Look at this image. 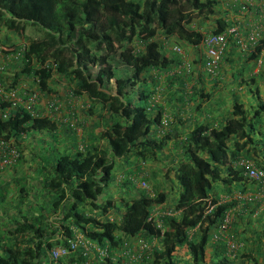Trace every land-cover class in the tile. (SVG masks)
Instances as JSON below:
<instances>
[{"label":"trees","instance_id":"trees-1","mask_svg":"<svg viewBox=\"0 0 264 264\" xmlns=\"http://www.w3.org/2000/svg\"><path fill=\"white\" fill-rule=\"evenodd\" d=\"M216 12V0H0L1 26L21 37L26 26L41 33L23 47L11 84L20 77H32L38 89L48 94L53 92L50 85L54 76L61 78L69 85L72 96H85L88 102L83 112H98L105 122L104 131L98 135L103 144L92 141L94 137L77 148V139L71 133L69 148L67 144L53 146L52 156L43 155V164L37 170L43 173L40 190L46 207L13 216L0 230V264L83 261L87 255H82L80 246L56 262L48 256L51 247L65 244L75 232L105 248L108 254L118 251L128 236L155 237L157 245L152 248L148 264H256V252L264 258L257 244L243 251H227L226 236H222L219 226L225 212L236 202L220 201L210 193L215 182L225 184L226 190L246 189L251 180L234 165L238 157L264 168V143L257 136L260 133L254 134L255 123L259 124L260 116H264V102L256 87L247 91L257 100L254 106L247 107L233 99L223 123L216 127L196 123L179 139L180 157L172 168L179 191L168 206L175 214L161 217L160 228L147 220L152 208L161 207L165 192L147 185L138 164L154 160L169 133L155 132L162 112L149 102L154 87L148 91L135 86L147 84L151 69L165 73L180 62L174 52H163L158 35L198 45L202 34L191 25L194 18L205 19L218 15ZM213 21L209 33H220L230 26L222 16ZM241 36L246 44L244 50L240 49L246 51L242 52L241 65L252 68L259 60V66L264 67V31L259 30L253 40L247 39L245 33ZM248 78L252 82L255 76ZM168 80L173 83L172 76ZM192 89L193 94L204 98L201 90ZM136 100L141 103L136 104ZM57 128L53 119L31 116L20 107L6 119L0 118V137H12L18 149L22 139L36 132L53 137ZM19 159L20 156L15 164ZM121 159L131 163L124 181L122 164L116 167ZM114 167L120 171L115 181L111 174ZM110 181L116 205L113 199L97 200ZM140 182L146 187H140ZM21 197L19 202L23 203ZM246 207L244 204L245 212L236 214L238 219L253 214L246 212ZM17 208L15 205L14 210ZM93 209L95 215L89 214ZM109 211L117 219L107 220L104 215ZM56 213L60 217L52 221ZM261 247L264 249V243ZM180 249L186 252V259L179 260L182 263L174 258Z\"/></svg>","mask_w":264,"mask_h":264},{"label":"crops","instance_id":"crops-1","mask_svg":"<svg viewBox=\"0 0 264 264\" xmlns=\"http://www.w3.org/2000/svg\"><path fill=\"white\" fill-rule=\"evenodd\" d=\"M216 1V13H218V15L211 16V23L209 25L204 24L202 26L198 24L195 20H193L191 24L194 28L199 30L202 35L205 33H209L208 30L212 29L214 25L213 20L217 16L224 17L225 20H228V22H230V25H236V27L242 33L248 31L250 28H252L254 23L259 21V8L257 7L260 4L259 0H221L220 2L218 0ZM241 4L246 5V8L243 12L239 10ZM260 29L264 31V25H262ZM13 35H15V33ZM13 35L8 33V35L4 36V38L8 36L12 38ZM157 39L160 40L163 46L164 53L171 54V48L173 46H178L180 48V51L178 53L174 52L173 56L178 57L180 59V62H178L177 65L173 66L170 71L165 73L162 71H157L155 69H151L148 72V76L150 77V79L147 82V90L150 91L151 88L154 87V92L152 91L153 93L151 92L150 95V97H153V100L150 101L153 102V104L155 103V105L161 110V121H167L166 128L159 126L157 127V130L155 132L156 135H160L159 130L162 131V134L168 132L169 137L165 145L162 147L161 151L155 153L154 160L139 162V168L141 167L143 171L142 175L145 179H147L148 175L151 176V169H163V173L166 171L167 167L164 166L162 168L160 160H157V157L159 156L160 158L161 154H164L166 150H175L176 158L173 159L168 165L173 166L176 164L177 160L180 157L179 151L181 150L178 141L180 138H184L186 133L192 128L194 124L203 123L208 124L211 127L218 126L219 124L223 123V120L228 115L230 105L233 99L242 102L244 101L243 98H247V93H249L251 89L256 87L259 90L260 86L264 85V67L259 66V60H257L258 62L256 64L254 63L252 68H250L248 64L241 65L243 59L241 57L243 56L242 52L246 51H241L240 48L235 44V42L231 38H229L228 40L227 46H229L226 48L223 59L220 61L216 73L213 77L206 75L203 70V49L200 43L194 46L184 42H179L174 37H163L162 35H158ZM0 42L2 43V41ZM230 43H233V47L230 46ZM183 61L189 63V68L184 69L180 66ZM168 75L172 76L173 78V83L171 84L166 82L170 78V76ZM249 75L255 76L254 81H249ZM246 81H248L249 84H247ZM111 83L112 86L110 93L113 94L114 83L112 80ZM193 87H195L198 92L201 90L204 98H202L197 93L193 94ZM196 96L199 97L198 100H194ZM78 108L81 112L80 115L78 114L77 117V127L75 129V132L65 130L68 135L60 138V146H65L68 141L70 142L69 138L71 133L74 134L75 138L77 139V148L79 146H82L84 142L86 143L87 140L94 137L95 138L92 141L101 144L102 140L98 139V135L105 129V122L103 121L102 117H100L98 112L93 113L92 115L94 116L85 114L83 112L84 108L80 107L79 104L74 107V110L76 111ZM100 114H102L101 111ZM47 135L51 136L49 135V133ZM23 142L24 144L27 143V138L24 139ZM66 148H69L68 144ZM44 151H46V157L47 150ZM41 158L43 159V156ZM121 161H125V159H121L117 162V165H115L117 167L119 163L122 164L120 171H124L122 175V181H124V179L128 177L127 172L131 167V163H129V160L126 162ZM18 163H21V161H18ZM18 163L13 166L4 168L0 172V220H2L1 223H3V220L6 219V216L3 213L4 205L6 204L9 205L11 203L10 209L13 210L15 209L16 204V207H18L16 213L18 215L24 212L23 210H20V207L27 203V201L35 202V210L31 212L29 209L24 214H28L29 212L34 213L35 211L38 212L40 208L46 207V200L45 198H43L41 192L42 190H40L41 179L38 180V189L36 193H31V191L29 190L30 187L28 188L26 183H23V179H21L20 176L15 175L17 169L20 168L18 166ZM40 164H43L42 160L37 163V166L34 171L36 175H40V171L37 170ZM114 170L120 172L119 169H115V167ZM40 176L41 178L43 177V175ZM139 176L141 177V175ZM115 178H117L116 173L114 175V181ZM15 179L16 181H14ZM108 184L110 187H106V189L112 195H109L106 198L114 200L115 193L112 190V181ZM224 186L225 184L222 185V187ZM245 188L246 189L243 190V192L249 190V185L247 184ZM236 189L237 191H239V188ZM237 191L233 193L236 194ZM220 193L221 192H213V194ZM20 195L22 196L21 201H23V203L19 202ZM116 196H118V194H116ZM218 199L220 201H225L220 198ZM113 202L115 203L114 205L117 204L116 200H114ZM13 210L9 211V218L13 217V214H11ZM89 214L95 215L94 209L91 210ZM59 217L60 216L56 213L51 216V219L53 220ZM135 236L136 235L131 236L130 239L132 241L133 248L135 250H138V246L136 245V242L134 240ZM153 244L155 245V243ZM111 255L117 257L115 258V262H113V264H126L127 260L123 257L120 251H114L111 253ZM91 258L93 257L91 256ZM91 264H94V262H91Z\"/></svg>","mask_w":264,"mask_h":264},{"label":"built area","instance_id":"built-area-1","mask_svg":"<svg viewBox=\"0 0 264 264\" xmlns=\"http://www.w3.org/2000/svg\"><path fill=\"white\" fill-rule=\"evenodd\" d=\"M259 2L260 4L257 6L259 8V21L254 23L252 28L245 32L246 38L249 40L257 38L259 30H262L260 27L264 24V0H259ZM245 8L246 5L241 4L239 10L243 12ZM241 34L242 32L239 31L236 25H230L223 32L205 33L202 35L199 43L203 49L202 67L206 75L211 77L215 75L227 47L229 38H231L241 50L246 48V44L243 42L244 40ZM1 47L2 46L0 45V118L6 119L9 115H13L16 112V109L20 107L31 116H43L51 120L53 119L57 125L64 124L69 127L73 126L71 118L68 119V117L66 118L65 116H58L56 114V109L59 105H61V103L57 102L56 104L55 99H50L51 96H47V94L41 92L32 77H20L15 84H11L13 81V74L18 70V67L12 68L8 66V62L12 64L15 62L17 56L20 57V53L24 45H22L21 50L17 53H6L5 48L2 51ZM171 51L178 53L180 48L178 46H173ZM9 59L14 60L10 61ZM180 66L187 69L189 68V63L183 61ZM27 81L31 82V87H28L27 84L25 85ZM69 94L71 95L70 90ZM150 100L152 101L153 97H150ZM150 100L149 102L153 104ZM67 111L72 116L69 109ZM160 126L166 128L167 121H160ZM159 133L162 134V131L159 130ZM79 148H81V146H79ZM19 155V151L12 137H0V172L4 168L14 165L18 160ZM233 163L241 170V174L246 179L253 181L255 187L258 186V197L264 196V168L256 167L252 160L242 157L236 158ZM139 186L146 187L143 182H140ZM255 194L256 193L251 194L250 192L237 191L230 199H239L250 202L255 199ZM262 209H264V205ZM232 210L230 209L225 212L223 222L219 226L220 232L231 219ZM173 214H175V211L172 208L155 206L151 209L147 220H153L156 227L160 228L162 224L161 217ZM104 217L109 221L117 219L112 211L106 212ZM213 236L216 237L215 235ZM130 237L131 236H128L122 240L118 251H120L123 257L126 258V264H143L144 259H148V255H150L152 248L154 247L153 243H157L156 238L152 237L148 239L146 237L144 238L140 235H136L134 240L138 246V250H135ZM225 244L228 252L233 253L238 243L235 241L232 242V237L228 236ZM78 246L81 247L82 255H87V258L83 261L76 259L70 264H91V262H94V264H113V262H115V258H117L116 256L114 257L111 255V253L108 254L105 248H99L94 243L84 239L78 232H75L72 239H66L65 244L51 247L48 251V256L50 260L56 262L60 258L73 254ZM91 256L93 258H91Z\"/></svg>","mask_w":264,"mask_h":264},{"label":"rangeland","instance_id":"rangeland-1","mask_svg":"<svg viewBox=\"0 0 264 264\" xmlns=\"http://www.w3.org/2000/svg\"><path fill=\"white\" fill-rule=\"evenodd\" d=\"M219 2L221 0H218ZM211 17L208 18H194V20L200 24V25H204L207 24L209 25ZM209 29V28H208ZM9 34L13 35L14 33L12 31L7 30L4 26L0 25V41H2V43L0 42V45L2 46L1 49L3 51V49L5 48V52H19L22 48V45H26L28 40L31 38H38L41 33L32 26H26L25 27V31H24V36H17L16 34L11 37H5ZM1 52V51H0ZM1 60V59H0ZM10 61H13L14 59H9ZM263 63H264V58L262 59ZM19 64V56L16 57L15 62H13L12 64H10L8 62V66L12 67V68H17ZM28 85V87H31V82L27 81L25 83V85ZM110 85L112 86V83L110 82ZM52 88V93L47 94V96H51L50 99H55V103H61V105H59V107L56 109V114L58 116H65L66 118L68 117V119H72L73 122V126L69 127L66 126L64 124H60L58 125L59 128H57L55 135L56 136H48L47 132H41V133H34L30 136H28L27 138V143L24 144L22 139L20 141V149H18L19 151V162L21 161V163H18V166L20 167L19 169H17V172L15 175L20 176L21 179H23V183H26L27 187H30V191L31 193H36L37 189H38V180L41 179V176L43 173L40 172V175H36L35 168L37 166V163L40 160H43L41 157L44 155L45 156V152L44 150H47V154H46V158L47 156H52L51 152H55V149H53V146H55V148L60 147L61 145V141L60 138L64 137L67 134V132H65V130H69V131H73L75 132V129L77 127V117L78 114L80 115L79 108L75 111L74 107L79 104L80 107L84 108L87 105L86 98L84 96H81L79 98L73 97L72 95L69 94V85H67V82L64 81L61 78H57L54 76V81L52 82V84L50 85ZM135 87H139L142 88L144 90H147V84H142L139 85L137 84ZM213 92V91H212ZM211 92V93H212ZM248 96L247 98H243L244 101H242L247 107L249 105L254 106V104H256L257 100L254 96V94H249L247 93ZM259 94H260V98L261 100L264 102V85L260 86L259 89ZM244 96V94H243ZM198 96H196L194 98V100H198ZM65 103V104H64ZM136 104H140L141 101H135ZM64 104V105H63ZM69 109V111L72 113V116L69 114V112L67 111ZM61 112V114H60ZM77 112V113H75ZM264 116L261 115L259 120V124L255 123V133H260L257 136L259 137L260 140H262L261 142L264 143ZM258 129V130H257ZM258 131V132H257ZM64 133V134H63ZM230 142H228V146L230 145ZM81 144V143H79ZM103 144V143H101ZM17 147V146H16ZM79 148V147H78ZM54 150V151H52ZM164 151V150H162ZM176 158L175 155V150H166L164 154H161V157L159 158V156L157 157V160H160V164L162 165V168L165 166L167 167L166 171L163 173V169L162 170H154L151 169V176L148 175L146 182L147 185H149V187H151V189H153L154 191L156 190H162L165 192V200L164 202L161 204L162 208H169L168 206H171L174 201L177 198L178 195V191H179V187L177 184V181L172 177L173 176V170L172 168L173 166H170L168 164L171 163V161L173 159ZM148 160V159H147ZM260 161H262L260 159ZM170 167V168H169ZM116 169V168H115ZM116 173V176H119L118 171L112 170L111 174H112V178L114 177V174ZM111 178V179H112ZM16 181V179L14 180ZM111 182V181H110ZM251 181H249L247 184L249 185V190L248 191H244V192H250L252 193H256L255 199H253L250 202L247 201H242L239 199H234L236 204L231 208L232 210V216L231 219L227 222V224L225 225V227L221 230V234L222 236H226V238L232 237V242L236 241L237 247L236 249L243 251L245 247L251 248L254 247L256 244L258 245V250L261 249V251L264 252V249H262L261 245L264 243V232L261 231V229H264V213L262 214V212H264L263 205H264V196H260L258 197V186H254L252 183H250ZM222 183L220 182H215L213 183V189L210 191L211 195L214 193H218L221 192L220 194H215L216 197L222 199V200H230L231 196L234 195L235 191H237V189H232V187H229V190H226L224 186L222 187ZM110 187L109 184L107 185V188ZM16 190V188H15ZM222 190V191H221ZM234 192V193H233ZM109 195H112L110 192L107 191V189L99 194V196L97 197L98 201H102L104 200L106 197H108ZM213 194V196H215ZM46 197V196H45ZM29 203V204H28ZM118 204V202H116ZM246 204L248 205L247 211H251L253 214H249V215H243L242 219H238V215H236L237 213H241L243 211L242 206ZM10 205H4V209H3V213L6 216V219L3 220V223H1L2 220H0V230L2 231L4 229V227L6 225L9 224L10 219L9 218V211L13 210L10 209ZM16 205V204H15ZM32 205V206H31ZM34 205L35 202L33 201H27V203H25L23 206L20 207V210H23L24 212H22L21 214L26 213L29 209L32 212L34 209ZM40 205V204H39ZM250 205L253 206L250 208ZM94 211H96L94 209ZM245 212V211H243ZM30 213V212H29ZM36 213V211H35ZM11 214H13V216H17L18 214L16 213L15 210H13L11 212ZM55 219H53L52 221H54ZM235 223V225H234ZM234 225V226H233ZM142 237H144V235H141ZM145 238V237H144ZM259 239V240H258ZM155 245H157V243L155 242ZM154 245V246H155ZM227 249V248H226ZM237 250V251H238ZM228 251V250H227ZM174 258H178V261L181 260H185L186 259V252L183 249H180L178 251L175 252L174 254ZM150 257V255H148V258ZM253 258L255 259L256 264H263L264 262V258L262 256H260L259 254L254 253ZM148 260V261H147ZM180 260V261H181ZM179 263H182L180 262ZM149 259H144V263L143 264H148ZM251 264H253V261H251Z\"/></svg>","mask_w":264,"mask_h":264}]
</instances>
